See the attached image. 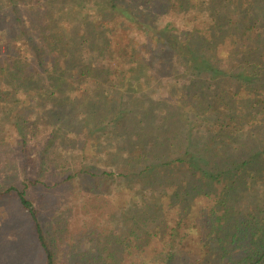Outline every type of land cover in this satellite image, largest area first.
Here are the masks:
<instances>
[{
    "label": "trees",
    "instance_id": "trees-1",
    "mask_svg": "<svg viewBox=\"0 0 264 264\" xmlns=\"http://www.w3.org/2000/svg\"><path fill=\"white\" fill-rule=\"evenodd\" d=\"M0 43V112L25 158L83 134V160L110 170L66 161L65 181H124L156 225L146 241L172 249L158 264H264V0H0Z\"/></svg>",
    "mask_w": 264,
    "mask_h": 264
},
{
    "label": "rangeland",
    "instance_id": "rangeland-1",
    "mask_svg": "<svg viewBox=\"0 0 264 264\" xmlns=\"http://www.w3.org/2000/svg\"><path fill=\"white\" fill-rule=\"evenodd\" d=\"M0 129V193L4 194L0 198V264H48L30 214L15 192L8 194L10 188L26 191L34 202L46 242L59 264H83L81 258L69 260L71 247L94 258L92 264H150L148 256L158 264L172 250L170 245L146 241L147 233H153L156 225L148 220L143 199L135 191H126L128 186L121 179L80 175L65 181L70 171L66 161L72 162L74 173L82 168H92L97 174L109 169L93 164L91 158L83 160L79 150L85 135L66 136L69 142L64 151H44L42 144L37 145L31 150V163L15 145L16 140L8 143L13 135L9 137L1 112ZM40 156L45 161L39 162ZM148 198V205L155 202L151 197L145 201ZM130 237L139 246L136 251ZM112 251L118 253L116 260L111 257ZM141 251L144 254H138Z\"/></svg>",
    "mask_w": 264,
    "mask_h": 264
}]
</instances>
